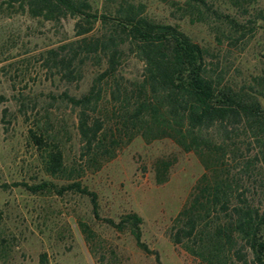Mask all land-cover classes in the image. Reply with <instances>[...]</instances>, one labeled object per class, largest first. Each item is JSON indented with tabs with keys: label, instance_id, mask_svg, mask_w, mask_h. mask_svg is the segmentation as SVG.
Returning <instances> with one entry per match:
<instances>
[{
	"label": "trees",
	"instance_id": "trees-1",
	"mask_svg": "<svg viewBox=\"0 0 264 264\" xmlns=\"http://www.w3.org/2000/svg\"><path fill=\"white\" fill-rule=\"evenodd\" d=\"M157 1L167 4L177 19L189 18L192 24L206 23L213 16L221 26L220 46L227 41L245 45L259 28L264 34V24L259 26V21L264 23V0ZM0 8L53 25L75 19L74 39L48 50L44 58L62 79L80 80L90 63L103 68L86 93L66 94L80 109L78 128L86 151L82 157L100 167L99 160L111 159L124 138L135 137L146 143L168 139L183 152H195L212 168L211 177L199 180L189 204L178 213L173 243L200 264L246 263V248L254 264H264V66L247 76L230 75L227 63L220 68L211 60L217 55L209 48L179 24L151 16L140 1L107 0L104 11L92 0H0ZM125 55L142 63L139 78L130 80L119 73ZM91 111L93 115L99 111V116H91ZM30 139L51 180L3 183L0 190L79 193L90 199L99 218L98 196L81 180L83 167L67 166L49 135L31 131ZM175 162L155 161L157 184L168 181ZM107 222L128 231L140 249L162 264L159 254L142 240L144 219L138 213ZM40 263L49 264L45 253Z\"/></svg>",
	"mask_w": 264,
	"mask_h": 264
},
{
	"label": "rangeland",
	"instance_id": "rangeland-1",
	"mask_svg": "<svg viewBox=\"0 0 264 264\" xmlns=\"http://www.w3.org/2000/svg\"><path fill=\"white\" fill-rule=\"evenodd\" d=\"M92 1L104 11L107 0ZM133 1L147 4L148 13L158 20L179 24L194 41L217 55L211 60L219 62L220 68L227 63L230 75L247 76L264 66L263 28L254 37L248 36L245 45L227 41L220 46V23L213 16L206 23L192 24L189 18L177 19L165 3ZM74 24L70 18L53 25L0 8V184L51 180L30 139L31 131L44 133L59 145L67 166L83 167L81 180L98 196L99 218L90 199L79 193L34 195L15 187L0 190V241L5 240L0 264H41L44 253L49 264H157L155 255L140 249L128 231H118L107 222L119 221L129 212L144 219L142 240L159 254L162 264H200L173 243L172 227L199 180L211 177L212 168L195 152H183L168 139L146 143L140 137L124 138L111 159L99 160L97 170L88 156L82 157L86 151L78 128L80 109L66 94L80 97L86 93L103 68L87 64L81 79L69 82L54 74L44 59L48 50L74 39ZM263 24L259 21V26ZM123 59L119 73L126 79L139 78L142 63L132 55ZM166 158L176 162L168 181L157 184L155 161ZM243 254L246 263L236 257L237 264H254L249 249Z\"/></svg>",
	"mask_w": 264,
	"mask_h": 264
},
{
	"label": "water",
	"instance_id": "water-1",
	"mask_svg": "<svg viewBox=\"0 0 264 264\" xmlns=\"http://www.w3.org/2000/svg\"><path fill=\"white\" fill-rule=\"evenodd\" d=\"M177 1H182V0H177Z\"/></svg>",
	"mask_w": 264,
	"mask_h": 264
}]
</instances>
